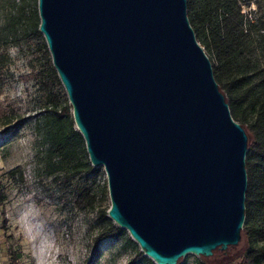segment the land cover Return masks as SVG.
<instances>
[{"label": "water", "instance_id": "1", "mask_svg": "<svg viewBox=\"0 0 264 264\" xmlns=\"http://www.w3.org/2000/svg\"><path fill=\"white\" fill-rule=\"evenodd\" d=\"M40 31L108 216L156 264L238 245L249 135L231 113L188 0H38Z\"/></svg>", "mask_w": 264, "mask_h": 264}, {"label": "rangeland", "instance_id": "2", "mask_svg": "<svg viewBox=\"0 0 264 264\" xmlns=\"http://www.w3.org/2000/svg\"><path fill=\"white\" fill-rule=\"evenodd\" d=\"M36 8V0H0V53L7 56L0 69V102L9 105L14 118L0 126V264H156L151 258L131 263L142 251L131 236L97 242L107 225L101 211L111 207L104 167L96 177L70 175L60 184L38 163L42 141L36 123L44 109L35 82L26 79L42 64L39 43L30 38ZM250 9L257 5L244 11ZM86 179L95 180L98 202L79 209L75 199ZM246 245L243 239L207 261L187 254L179 264H222L238 259Z\"/></svg>", "mask_w": 264, "mask_h": 264}, {"label": "trees", "instance_id": "3", "mask_svg": "<svg viewBox=\"0 0 264 264\" xmlns=\"http://www.w3.org/2000/svg\"><path fill=\"white\" fill-rule=\"evenodd\" d=\"M31 40L39 43L42 64L26 79L33 80L40 94L44 112L36 123L42 146L37 152L41 167L57 181L67 182L70 175L98 176L102 167L92 165L84 136L76 126L73 107L56 70L45 36L40 31L38 0ZM257 5V9L244 11ZM188 16L199 43L212 61L214 75L226 94L233 118L241 123L248 135L246 157L248 188L246 220L242 237L246 239L244 253L222 264H264V12L261 0H188ZM7 61L0 53V69ZM10 107L0 102V126L14 122ZM92 180V179H91ZM95 180H85L79 186L75 204L79 209L94 207L98 202ZM4 196L0 192V205ZM107 224L96 240H118L131 237L118 226L107 209L101 211ZM240 241V242H241ZM239 242V243H240ZM236 246V245H235ZM227 250L216 249L213 256ZM211 257H204L206 261ZM151 259L139 251L131 263ZM181 260L179 261V263ZM207 264L206 262H203Z\"/></svg>", "mask_w": 264, "mask_h": 264}]
</instances>
